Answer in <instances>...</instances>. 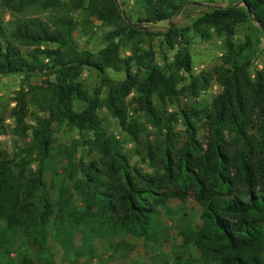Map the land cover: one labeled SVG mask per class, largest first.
Returning a JSON list of instances; mask_svg holds the SVG:
<instances>
[{
	"label": "trees",
	"instance_id": "1",
	"mask_svg": "<svg viewBox=\"0 0 264 264\" xmlns=\"http://www.w3.org/2000/svg\"><path fill=\"white\" fill-rule=\"evenodd\" d=\"M15 1L24 5L37 0ZM132 1L141 11L137 16L138 23L168 19L185 2ZM241 2L244 10L234 6L213 8L196 21V25L206 24L217 34L224 35L223 68L213 67L212 74L208 72L206 77L191 76L186 42L173 52L174 69L189 77L187 84L180 88L176 85L178 79L170 72L164 73L155 62L149 46L139 48L133 45L131 55H118L119 42L140 37L147 31L124 22L114 0H72L70 10H65H79L82 26L93 17L112 27L105 36L104 47L95 54L78 49L72 35L75 21L66 14L56 17L54 26L40 19H19L6 31L0 24V75L15 73L29 77L40 74L44 77L50 99L48 115L37 117L35 124L30 126L24 122V93L18 91L15 106L9 113L14 124L11 131L24 137L29 129V141L18 149L13 160L0 162V220L6 231L22 234L26 245L33 248L36 261L30 264H54L47 247V219L53 205L44 199L37 207L20 198L21 187L28 196L32 189L44 186L41 162L51 150L52 121L63 120L80 131L86 128L95 130L100 124L97 109L104 105L116 118L120 129L136 140L141 127L135 118L129 120L123 102L130 92L134 94L129 103L142 111L151 125L160 126L162 114L154 106L152 96L160 101L166 98L173 102L186 91L195 97L197 82L201 79L204 88L209 77L220 89L209 109L202 113L207 129L203 143L194 138L195 126L189 120L191 114L199 115L198 111L181 108L188 129L186 139L175 151L165 149L161 152L153 173L145 174L129 165L117 141L99 132L95 133L91 143L108 159L102 161V170L92 163L73 162L75 143L62 148L65 157L62 168L70 179L78 172L82 173L94 190L98 185L103 186L98 192L102 211L113 215L121 229L137 237L148 235L156 223L157 209L163 207L169 197L191 190L199 205L198 222L193 226L184 224L177 232L181 246L191 248L192 252L187 259L176 256L172 264H264V68L255 69L250 77L247 62L237 58L248 44L234 45L229 40L235 24L248 17L264 32V0ZM163 34L171 48L175 30ZM43 42L56 46L41 47ZM23 46L32 48L23 51L20 48ZM134 60L141 66L139 78L131 72ZM85 66L93 68L99 76V83L91 94L79 80ZM106 68L123 71L124 79L111 81L104 73ZM49 77L52 80L49 81ZM101 88L105 93L102 99L99 98ZM74 101H81L83 108L74 109ZM163 125L168 126V123L163 122ZM2 130L0 127V132ZM145 149L147 159L152 161L149 148ZM32 161H36L37 166L22 183L23 171ZM100 174L109 175L111 181L103 185L99 181ZM88 197L92 200L93 195ZM4 243L0 233V264H13L8 258L10 250L3 247ZM26 264H29L28 260Z\"/></svg>",
	"mask_w": 264,
	"mask_h": 264
},
{
	"label": "rangeland",
	"instance_id": "2",
	"mask_svg": "<svg viewBox=\"0 0 264 264\" xmlns=\"http://www.w3.org/2000/svg\"><path fill=\"white\" fill-rule=\"evenodd\" d=\"M71 1L37 0L31 4L19 5L15 0H0V24L6 31L19 19H40L54 26L55 18L66 14L75 21L76 28L72 35L78 49L95 54L104 47L105 36L112 27L93 17L82 26L80 22L82 13L79 10L65 11L66 8L70 10ZM114 2L124 22L136 24L147 31L140 37L119 42L118 55L120 57L131 55L130 49L133 45L139 48L149 46L154 52L155 62L163 72H170L178 79L177 88L189 81L186 73L175 70L172 65V54L183 42H186L190 53L191 76L206 77L213 67L225 66L222 59L226 50L224 35L217 34L215 29L206 24L196 25L197 19L205 11L213 8L234 6L244 10L241 0H185L168 19L155 23H138L137 16L141 11L136 3L132 0ZM171 30H175L176 36L172 39L170 48L163 33ZM229 40L234 45L248 44L237 58L238 61L247 62L246 68L250 77L253 76L255 69L264 68V32L251 17L235 24ZM40 46L52 48L56 44L43 42ZM20 48L29 51L32 46ZM132 62L131 72L139 78L142 74L141 66L135 60ZM104 73L113 82L124 79L123 71L106 68ZM207 79L208 83L204 88L201 87V79L197 82L198 90L195 97L186 91L181 92L173 102L166 98L160 101L152 96L154 106L162 114L160 126L151 125L144 113L129 103L131 95L134 94L133 91L130 92L123 102L127 107L129 120L135 118L141 127L136 140L130 139L128 134L120 129L116 118L104 105L97 109L100 124L95 130L86 128L80 131L76 127L68 126L63 120L52 121L51 150L41 162L44 168L42 174L44 186L42 189H32L28 196L21 187L20 198L26 202H33L37 207L41 206L44 199L53 205L47 219V247L54 264H172L178 255L182 256V260L187 259L192 249L181 246L177 230L184 224L193 226L198 222L199 205L191 190L169 197L164 206L157 209L156 223L148 231V235L137 237L132 232L121 229L113 215L102 211L98 192L103 190V186L98 185L94 190L80 172L72 179L66 176L62 168L65 163L62 148L75 143L72 151L73 162L82 165L92 163L102 170L104 167L102 161L108 159L103 157L91 142L95 133H103L117 141L129 165L138 168L142 173H153L161 152L165 149L175 151L186 139L188 129L181 108L198 111L199 115L191 114L189 120L195 126L194 138L202 143L206 140L207 129L203 124L202 113L209 109L213 97L220 89L212 77ZM43 80L44 77L40 74L29 77L15 73L0 75V127L3 129L0 132V162L13 160L18 149L29 141V129L24 137H19L11 131L14 124L9 113L15 106V96L19 90L24 93L26 124L33 126L37 117L48 115L50 99L46 91L47 85ZM48 80H52V77ZM79 80L83 88L91 94L99 83V76L93 68L85 66ZM104 94V88H101L99 98L102 99ZM73 106L74 109L81 110L84 104L81 101H74ZM163 122L168 123V126L163 125ZM146 147L153 156L152 161L147 159ZM19 156H22V153ZM36 166L37 162L32 161L24 169L20 179L22 183L26 182L25 179ZM100 176L99 181L103 185L111 181L109 175ZM92 195L91 200L88 196ZM0 233L5 239L3 247L10 250L8 258L13 264H26V260L29 264L36 261L33 248L26 245L24 236L20 233L10 234L5 230L1 220Z\"/></svg>",
	"mask_w": 264,
	"mask_h": 264
}]
</instances>
